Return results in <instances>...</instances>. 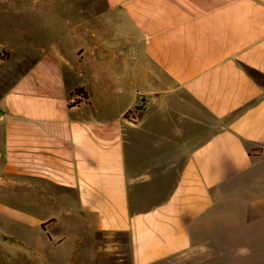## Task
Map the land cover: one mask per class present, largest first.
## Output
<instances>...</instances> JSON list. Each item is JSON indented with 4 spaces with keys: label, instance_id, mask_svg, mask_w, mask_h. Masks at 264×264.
I'll use <instances>...</instances> for the list:
<instances>
[{
    "label": "crops",
    "instance_id": "crops-1",
    "mask_svg": "<svg viewBox=\"0 0 264 264\" xmlns=\"http://www.w3.org/2000/svg\"><path fill=\"white\" fill-rule=\"evenodd\" d=\"M0 2L3 16L27 8ZM49 5L65 43L80 42L41 47L0 93V188L31 187L50 212L23 223L83 215V230L125 235L105 249L128 264L202 242L196 264L264 257V0ZM77 226L50 231L65 264L79 257Z\"/></svg>",
    "mask_w": 264,
    "mask_h": 264
},
{
    "label": "rangeland",
    "instance_id": "rangeland-1",
    "mask_svg": "<svg viewBox=\"0 0 264 264\" xmlns=\"http://www.w3.org/2000/svg\"><path fill=\"white\" fill-rule=\"evenodd\" d=\"M46 1H38L34 11L28 9L34 3L24 0L27 8L23 12L10 17L0 15V93L5 87L12 85L37 56L41 47L54 46L57 42L63 46H74L80 42L71 38V42L65 43L63 34L57 33L56 29L60 28L63 32V21L61 17L59 20L50 18L49 12L52 9L49 0ZM2 5L0 2V6ZM53 8H57V4H53ZM58 12L59 16L64 14L60 8ZM56 192L58 202H64L66 197L70 199L68 201H72L73 195H66L65 190ZM39 201L40 195H36L31 187L11 185L0 188V264H65L64 259L57 257L63 249L57 246V240H52L50 231L55 228L57 233L63 236L66 222H71L74 226L79 225L75 230L79 257L74 264H128L126 261L116 260L111 250L105 249L114 241L125 240V235L83 230V215H69L68 212L57 211L55 217L42 223L40 230L32 224H24L20 215L30 222L50 213L39 207ZM206 238L209 236L206 235ZM193 250L195 253L175 256L160 264H196L205 256L204 252L211 250V246L208 242H202ZM213 261L216 264H264V257L262 250L245 257L227 255L225 251Z\"/></svg>",
    "mask_w": 264,
    "mask_h": 264
},
{
    "label": "trees",
    "instance_id": "trees-1",
    "mask_svg": "<svg viewBox=\"0 0 264 264\" xmlns=\"http://www.w3.org/2000/svg\"><path fill=\"white\" fill-rule=\"evenodd\" d=\"M0 58H1V56H0ZM74 93H82L84 96L87 95V92L83 87L76 88Z\"/></svg>",
    "mask_w": 264,
    "mask_h": 264
},
{
    "label": "built area",
    "instance_id": "built-area-1",
    "mask_svg": "<svg viewBox=\"0 0 264 264\" xmlns=\"http://www.w3.org/2000/svg\"><path fill=\"white\" fill-rule=\"evenodd\" d=\"M139 96H140V103L142 105H145L146 104V97L141 92H139Z\"/></svg>",
    "mask_w": 264,
    "mask_h": 264
}]
</instances>
